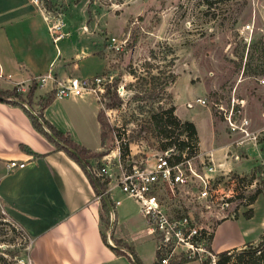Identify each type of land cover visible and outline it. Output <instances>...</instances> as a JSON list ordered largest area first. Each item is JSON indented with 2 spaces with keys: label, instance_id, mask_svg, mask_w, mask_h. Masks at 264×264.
I'll return each mask as SVG.
<instances>
[{
  "label": "rangeland",
  "instance_id": "1",
  "mask_svg": "<svg viewBox=\"0 0 264 264\" xmlns=\"http://www.w3.org/2000/svg\"><path fill=\"white\" fill-rule=\"evenodd\" d=\"M36 1L53 28L59 23L63 35L75 43L87 41L92 51L104 57L103 68L94 73L103 79L90 92L100 102L109 124L104 126L100 152L88 157V164L98 167L104 161L115 175L121 162L138 161L167 146L178 152V141L186 138L187 131H180L181 126L161 131L151 119L159 105L174 104L178 116L193 120L203 136L211 132L212 117L217 130L224 127L230 131L226 115L233 105V116L248 115L254 127L260 126L257 141L264 138V81L259 80L264 76V0ZM112 35L124 40L122 47L111 43ZM168 70L172 75L162 89ZM18 90L20 97L26 98L19 85ZM187 101L192 105H186ZM196 163L201 166L198 156ZM214 173L204 194H197L200 185L196 183L166 198L169 208L187 203L211 231L221 218L252 208L247 196L257 186L264 191V163L247 172ZM120 208L141 213L132 197L126 196ZM99 213L103 235L111 244L121 246L110 234L109 206L102 201ZM225 224L216 229L217 247L233 235ZM123 227L130 228V224ZM30 244L31 238L0 203V264H33ZM216 251L210 246V252L196 259L197 264L205 259L215 264L211 259Z\"/></svg>",
  "mask_w": 264,
  "mask_h": 264
},
{
  "label": "crops",
  "instance_id": "2",
  "mask_svg": "<svg viewBox=\"0 0 264 264\" xmlns=\"http://www.w3.org/2000/svg\"><path fill=\"white\" fill-rule=\"evenodd\" d=\"M55 29L36 0H0V87L19 85L26 92L32 77L38 80L30 103L13 97L0 99V203L31 238L29 256L33 264H133L127 253L116 252L103 239L99 212L104 198L97 196L84 167L66 149L57 147L31 119V113L41 119L39 100L53 90L59 77L68 73L92 75L105 63L87 41L75 43L68 35L54 39ZM99 109L96 96L85 91L82 95H54L41 111L74 140L97 150L101 146ZM195 125L198 153H210L219 170L242 173L264 163V138L237 143L235 133L214 127L213 117L209 136H203ZM11 157L24 164L8 167L6 162ZM126 196L132 197L118 186L109 190L108 199L117 200L112 205L113 213L107 203L110 234L130 243L143 264H154L155 239L142 213L121 210ZM251 206L250 215L240 211L216 223L213 249L255 242L260 237L264 191L257 193ZM127 222L130 228L123 227ZM222 223L233 235L217 247L215 232ZM190 260L197 264L195 258L178 264Z\"/></svg>",
  "mask_w": 264,
  "mask_h": 264
},
{
  "label": "built area",
  "instance_id": "3",
  "mask_svg": "<svg viewBox=\"0 0 264 264\" xmlns=\"http://www.w3.org/2000/svg\"><path fill=\"white\" fill-rule=\"evenodd\" d=\"M55 28L54 39L64 34L59 23L55 25ZM110 41L116 48H120L124 40L112 35ZM47 74H50V71ZM102 79L101 74L68 75L64 80H58L55 83L53 94L55 96L82 95L85 91L99 87ZM259 80L264 81V76L259 77ZM197 99L204 101V98ZM186 105L191 106L192 102L187 101ZM233 109L232 105L226 120L230 131L236 134L234 141L237 143L245 140L258 142L260 126L254 127L250 117L244 113L238 118L234 117ZM237 111L240 112V109L237 108ZM197 156L200 167L196 163ZM6 163L8 167H13L23 165L24 161L11 157ZM86 168L94 176L108 177L104 189H101L99 185L97 196L102 197L103 193L108 196L110 188L115 185L138 201L147 230L156 241L159 264H178L183 261V257L197 259L210 252V225L202 222L187 203L186 206L179 204L172 208L166 204L167 197H172L180 190H189L196 183L200 185L197 190L198 195L206 192V185L214 177V171L221 172L210 153L187 154L185 150H182L179 154L170 146L157 150L138 161L121 162L120 169L115 175L104 161L98 167L87 163ZM116 201L115 199L110 201L111 213H113L112 205ZM216 257H213L214 260L212 258L211 261L215 262Z\"/></svg>",
  "mask_w": 264,
  "mask_h": 264
},
{
  "label": "trees",
  "instance_id": "4",
  "mask_svg": "<svg viewBox=\"0 0 264 264\" xmlns=\"http://www.w3.org/2000/svg\"><path fill=\"white\" fill-rule=\"evenodd\" d=\"M46 8H50L49 5H45ZM172 75V71L168 70L167 74L162 79L161 88L164 89L166 84L170 81V76ZM38 84V80L36 77H32L31 83L29 84V87L26 91L25 97L28 99L27 101L30 103L32 101L33 91L35 87ZM18 96L20 97L21 91L18 90V85H13L12 87H0V99H8L10 96ZM54 96L53 90L49 91L45 96H42L39 100L40 102V111L38 112V115L41 117L39 119L36 115L31 113V119L33 124L44 131L47 136L55 141V144L57 147H62L66 149L69 154H71L74 158L77 159L81 163V165L84 167L85 171L88 173L89 178L95 185L96 192L99 193V188H97L93 178L91 177L90 172L87 170L85 165L81 162L78 155L74 152L76 150L79 155L88 162V157L95 155L99 153L100 151L89 148L76 140H74L70 133L68 131H64L58 127H56L50 120H48L46 117L42 114V108L47 104L48 101ZM22 100H26L24 97H20ZM13 100V99H12ZM175 105L169 104V105H159L157 109L153 110L151 112V119L154 122V124L164 133L171 127V126H181V130L183 131L186 129L187 136L186 138H181L178 141L179 144V154L182 150H185L187 154H193L198 151V133L197 128L193 120L188 118H181L178 116V114L174 111ZM104 110L100 108L98 110L97 116L101 123V143L104 141L105 132H104V126L109 124V120L104 117ZM42 121L45 123V125L49 128H45L42 124ZM59 139H62V142H60ZM21 146L25 147L24 143H20ZM170 147V146H167ZM165 147V148H167ZM173 147V146H172ZM164 149V148H163ZM179 156V155H177ZM95 178L98 181V184L100 185L101 189H104L106 186V181L108 177H105L102 179L99 175H95ZM264 181V178H262ZM262 188L260 186H257L250 194L247 196L246 202H252L257 193L261 191ZM110 200V198H109ZM111 201V200H110ZM103 205H106L107 202L105 199H102ZM245 215H250L252 213V208L248 207L243 212ZM213 231L210 232V238L212 239ZM103 239L109 244L116 252H123L127 253L128 256L131 258L133 264H143L140 257L136 254V252L133 249V246L126 242L122 241L120 238H117L121 246H116L114 244H110L105 236L103 235ZM121 241V242H120ZM127 249V250H126ZM130 251L132 253V256L129 254ZM216 259L215 264H264V228L263 231L260 234V239L257 242L253 241H245L241 245H233L231 247L222 248L220 250L216 251ZM186 259H183V261ZM154 264H159L157 254ZM198 264H208V261L205 259L204 261L198 263Z\"/></svg>",
  "mask_w": 264,
  "mask_h": 264
},
{
  "label": "water",
  "instance_id": "5",
  "mask_svg": "<svg viewBox=\"0 0 264 264\" xmlns=\"http://www.w3.org/2000/svg\"><path fill=\"white\" fill-rule=\"evenodd\" d=\"M74 152L78 155L79 159L81 160V162H82V163L85 165V167H86V165H87L86 161H85V160L79 155V153H78L76 150H74ZM90 174H91V177L93 178V180H94V182H95L97 188L100 189L97 179L95 178V176H94L92 173H90ZM102 197L106 200V202L108 203V205H110V201H109V199L107 198V196H106L104 193L102 194ZM137 264H138V263H137Z\"/></svg>",
  "mask_w": 264,
  "mask_h": 264
},
{
  "label": "bare ground",
  "instance_id": "6",
  "mask_svg": "<svg viewBox=\"0 0 264 264\" xmlns=\"http://www.w3.org/2000/svg\"><path fill=\"white\" fill-rule=\"evenodd\" d=\"M213 260H214V258H213Z\"/></svg>",
  "mask_w": 264,
  "mask_h": 264
}]
</instances>
